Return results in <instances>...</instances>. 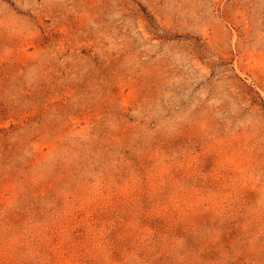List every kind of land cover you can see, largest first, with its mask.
Listing matches in <instances>:
<instances>
[{"label":"rangeland","instance_id":"obj_1","mask_svg":"<svg viewBox=\"0 0 264 264\" xmlns=\"http://www.w3.org/2000/svg\"><path fill=\"white\" fill-rule=\"evenodd\" d=\"M0 264H264V0H0Z\"/></svg>","mask_w":264,"mask_h":264}]
</instances>
